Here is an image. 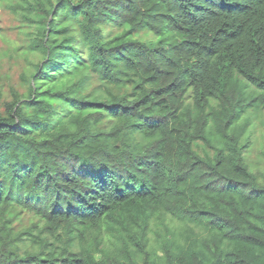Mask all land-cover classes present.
Returning a JSON list of instances; mask_svg holds the SVG:
<instances>
[{"label":"trees","instance_id":"trees-1","mask_svg":"<svg viewBox=\"0 0 264 264\" xmlns=\"http://www.w3.org/2000/svg\"><path fill=\"white\" fill-rule=\"evenodd\" d=\"M18 7L35 59L0 99V264H264V0Z\"/></svg>","mask_w":264,"mask_h":264},{"label":"rangeland","instance_id":"rangeland-1","mask_svg":"<svg viewBox=\"0 0 264 264\" xmlns=\"http://www.w3.org/2000/svg\"><path fill=\"white\" fill-rule=\"evenodd\" d=\"M22 0H0V99L1 102L11 100V89L20 93L26 90L21 80L24 72L31 73L33 67L29 64L35 57L28 50V34L35 33V26L23 20L24 11L18 6ZM24 4V3H23ZM17 7L16 10L10 9ZM143 39L151 35L140 33ZM264 111L253 121L251 129L252 148L247 152L248 160L256 171L264 168Z\"/></svg>","mask_w":264,"mask_h":264}]
</instances>
